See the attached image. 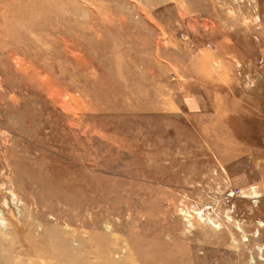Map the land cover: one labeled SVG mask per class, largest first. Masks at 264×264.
Instances as JSON below:
<instances>
[{
  "label": "rangeland",
  "instance_id": "1",
  "mask_svg": "<svg viewBox=\"0 0 264 264\" xmlns=\"http://www.w3.org/2000/svg\"><path fill=\"white\" fill-rule=\"evenodd\" d=\"M0 30V255L52 264L44 214L118 264H264V0H0Z\"/></svg>",
  "mask_w": 264,
  "mask_h": 264
},
{
  "label": "bare ground",
  "instance_id": "2",
  "mask_svg": "<svg viewBox=\"0 0 264 264\" xmlns=\"http://www.w3.org/2000/svg\"><path fill=\"white\" fill-rule=\"evenodd\" d=\"M183 7V6H182ZM94 8V7H92ZM96 10V9H95ZM98 10V9H97ZM13 13V12H12ZM42 13V12H40ZM97 14V13H96ZM97 16V15H96ZM40 17V15H39ZM73 17V16H72ZM163 26V25H162ZM65 27V26H63ZM82 27V26H81ZM92 27V26H91ZM93 29V28H91ZM164 29V28H163ZM2 31V30H0ZM89 31V30H88ZM165 31V30H164ZM26 32V30H25ZM28 32V30H27ZM26 32V33H27ZM167 32V31H166ZM44 33V32H43ZM56 36V35H55ZM170 36V35H169ZM46 37V36H45ZM52 39H54L53 36ZM33 38V36L31 37ZM162 38V37H161ZM34 39V38H33ZM36 40V39H35ZM63 40V38H62ZM57 41V40H56ZM161 42V41H160ZM49 43V42H48ZM47 43V44H48ZM46 44V43H45ZM165 44V43H164ZM168 45V44H167ZM52 46V45H51ZM31 48V47H30ZM33 50V49H32ZM29 51V50H28ZM11 54V53H10ZM173 55V54H172ZM174 57V56H173ZM21 64V63H20ZM28 67V66H27ZM25 68V67H24ZM41 71V70H40ZM36 73V71H35ZM34 76V74H33ZM39 80V78H38ZM42 81V80H40ZM68 94V93H67ZM83 101V100H82ZM67 107V106H66ZM68 109V107H67ZM39 122V121H38ZM65 124V123H64ZM31 125V124H30ZM67 130V129H66ZM68 137V136H67ZM36 138V137H35ZM75 138V137H74ZM218 139V137H217ZM219 139L221 140L222 137H219ZM79 140V139H78ZM77 140V141H78ZM214 140V139H213ZM216 140V139H215ZM217 141V140H216ZM227 141V140H226ZM75 142V141H74ZM210 142V141H208ZM207 142V143H208ZM72 144V143H71ZM213 144V143H212ZM218 145L221 144V142L217 143ZM216 144V145H217ZM226 144V143H225ZM49 145V144H48ZM215 145V146H216ZM227 145L232 146L231 143L227 142ZM211 146V145H210ZM40 149V148H39ZM77 149V148H76ZM97 150V149H96ZM221 150V149H220ZM103 152V151H102ZM74 156V155H73ZM76 156V155H75ZM56 157V156H55ZM34 161V160H33ZM43 162V161H42ZM60 165V164H59ZM63 167V166H62ZM63 169V168H62ZM79 169V168H78ZM66 170V169H65ZM86 177V176H85ZM90 178V177H87ZM87 180V179H86ZM55 181V180H54ZM75 181V180H74ZM53 182V181H52ZM70 182V181H69ZM50 183V182H49ZM67 183V182H66ZM73 183V182H71ZM71 183L69 184L71 186ZM77 183V182H76ZM52 184V183H51ZM59 184V183H57ZM107 184V183H106ZM51 186V185H50ZM85 186V185H84ZM52 187V186H51ZM56 187V186H54ZM72 187V186H71ZM107 187V186H106ZM53 189V188H52ZM70 189V187H69ZM56 190V189H55ZM72 190V188H71ZM59 191V190H58ZM67 193V192H66ZM71 193V191H70ZM60 195V194H59ZM72 196V195H71ZM61 200L62 198L59 197ZM65 198V196H64ZM67 198V197H66ZM71 198V197H70ZM69 198V199H70ZM90 198V197H89ZM95 199V198H94ZM94 199H90V200H94ZM66 200V199H65ZM68 200V199H67ZM60 201V200H59ZM88 201V200H87ZM93 202V201H92ZM97 202V201H95ZM82 203V202H81ZM90 203V202H89ZM154 204V203H153ZM156 204V203H155ZM154 204V205H155ZM81 205V204H80ZM79 205V206H80ZM84 205V204H83ZM78 206V205H77ZM90 206V205H89ZM85 208V207H84ZM83 208V209H84ZM87 208V207H86ZM92 208V207H91ZM88 210H90V207L88 208ZM52 211V210H50ZM109 211V210H108ZM121 211V209H120ZM59 213V212H58ZM61 213H65L64 210L61 211ZM60 215H56L57 218L60 219L61 214ZM120 213V212H119ZM118 213V214H119ZM151 213V212H150ZM48 214V213H47ZM46 214V215H47ZM108 214V213H107ZM106 214V215H107ZM113 214V212H112ZM115 214V213H114ZM53 215V214H52ZM44 214L41 215V218L44 220V226H43V238L40 239H36V237H34V241H36L35 245L37 250L39 251V253L43 256H50L52 258V264H118L117 260H115V253L119 251L120 246H116L114 243H110L107 236H109V234L106 236H103V234L100 232V234L98 233V235H79L80 232L78 231V229H66V227H61V226H57V224H54L52 222L49 221L48 217L49 216H45L44 218ZM67 216V214H66ZM111 216V215H110ZM69 217V216H68ZM68 217L66 219H68ZM73 217V216H72ZM80 220V222H82V220L80 219L81 217L78 216ZM97 217V216H96ZM112 217V216H111ZM50 218V217H49ZM110 218V217H109ZM63 219V218H62ZM73 219V218H72ZM77 219V218H76ZM91 219V218H90ZM102 220V219H101ZM139 220V219H138ZM58 221V220H57ZM75 221V220H74ZM91 222V220H90ZM105 222V221H104ZM92 223V222H91ZM128 223V222H127ZM130 223V222H129ZM110 226V225H109ZM114 226V225H113ZM116 226V225H115ZM92 227V226H91ZM117 227V226H116ZM85 228V227H84ZM107 229V228H106ZM148 229V228H147ZM94 230V229H93ZM96 230V229H95ZM98 230V229H97ZM113 230V229H112ZM149 230V229H148ZM84 231V230H83ZM81 231V233L83 232ZM145 231V230H144ZM79 232V233H78ZM96 232V231H95ZM108 232V231H107ZM115 232V231H114ZM120 232V231H119ZM146 232V231H145ZM91 233V232H90ZM127 234V233H125ZM174 235V234H173ZM176 235V234H175ZM115 236V235H114ZM140 236V235H139ZM144 237V236H143ZM174 237V236H173ZM122 240V239H121ZM76 241V242H74ZM79 241V243H77ZM105 241L108 242V246L109 247H105L104 243ZM2 243H4L3 241H1ZM0 242V243H1ZM88 242H91L90 246L87 245ZM1 243V245H2ZM86 244L88 247L87 249H82V245ZM114 244V245H113ZM140 244V243H139ZM0 245V246H1ZM141 245V244H140ZM9 248H13V245H9ZM125 248V247H124ZM128 248V247H126ZM146 249V248H145ZM128 250V249H126ZM125 251V249H124ZM129 253V252H128ZM124 254V253H123ZM129 256H133V253H129ZM101 255V256H98ZM118 255V254H117ZM116 255V256H117ZM121 256V255H119ZM128 256V255H127ZM86 257L90 258V260H88ZM118 259V258H116ZM25 261L21 262L20 258H15L13 256H11L10 254H1L0 255V262L3 261L4 264H49L46 263L47 261H43V260H35L33 258H28L25 259ZM124 260V259H123Z\"/></svg>",
  "mask_w": 264,
  "mask_h": 264
}]
</instances>
